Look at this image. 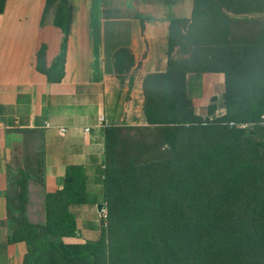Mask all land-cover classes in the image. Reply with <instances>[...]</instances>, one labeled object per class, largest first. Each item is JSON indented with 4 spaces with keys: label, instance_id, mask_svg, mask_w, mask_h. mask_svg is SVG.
Instances as JSON below:
<instances>
[{
    "label": "crops",
    "instance_id": "0c3cea01",
    "mask_svg": "<svg viewBox=\"0 0 264 264\" xmlns=\"http://www.w3.org/2000/svg\"><path fill=\"white\" fill-rule=\"evenodd\" d=\"M70 3L73 18L67 40L54 24L58 6L45 14L46 0H8L0 14V264H23L28 253L25 242H11L9 207L19 193L21 172L28 165L37 167L36 157L42 182L28 179L29 223L46 225L47 194L64 188L68 167H80L87 176L90 204L76 210L77 236L61 241L85 244L99 238L104 129L149 125L145 83L168 70L172 21L189 20L195 10V0ZM43 47L52 78L38 68ZM121 50L130 51L131 61L121 53L117 65ZM225 83L223 73L187 75L194 116L226 117ZM262 135L264 139V131Z\"/></svg>",
    "mask_w": 264,
    "mask_h": 264
},
{
    "label": "rangeland",
    "instance_id": "374dc122",
    "mask_svg": "<svg viewBox=\"0 0 264 264\" xmlns=\"http://www.w3.org/2000/svg\"><path fill=\"white\" fill-rule=\"evenodd\" d=\"M230 2L236 10L227 12L230 22L216 48L193 49L196 57L216 56L219 66L241 57L264 32V0ZM177 44L174 56L187 60L185 42ZM157 88L147 93L158 124L122 132L117 167L134 162V169L117 179L98 218L105 226L118 220L144 247L121 248V264H264L263 135L185 124L179 101L170 105L169 120L154 102ZM108 176L117 177L112 169Z\"/></svg>",
    "mask_w": 264,
    "mask_h": 264
},
{
    "label": "trees",
    "instance_id": "16d2710c",
    "mask_svg": "<svg viewBox=\"0 0 264 264\" xmlns=\"http://www.w3.org/2000/svg\"><path fill=\"white\" fill-rule=\"evenodd\" d=\"M7 1L0 0V14L4 13ZM46 1L45 14L52 7L58 6L54 24L64 31L67 40L73 18L70 0ZM228 2L229 0H195V10L191 19L172 21L168 70L165 74L149 76L145 83L149 124L158 123L151 119V104L147 92L150 86L158 84L154 102L165 118L170 120L169 107L172 103L174 105L179 101V104L186 107L182 122L185 124L197 123L204 126L202 123L208 119L194 116L193 106L187 95V75L190 73H223L226 77L227 115L207 126H227L223 123L232 121L253 122L257 121L264 113V32L245 49L241 57L231 63L222 64V66L218 65L216 56L211 57L207 54V57L205 55L196 57L195 51H193L194 48L200 47L215 46L216 48V40L230 22L227 12H235L234 10H236L234 5L231 2L228 4ZM201 4H203V13H200ZM137 18L144 25V20L139 16ZM177 42H185L183 50L186 53L183 55L190 54L187 60H181L174 56ZM121 53L126 56V61H131L130 51L121 50L117 53V65L121 61ZM45 54V47H43L39 53L38 68L51 77L44 65ZM61 61L63 66L64 56L61 57ZM121 67L122 63L118 69L119 73ZM60 76H63V72ZM258 92H262L261 99ZM173 98L175 99L173 100ZM173 122L172 120L171 123ZM124 130L125 128L115 126L104 129L106 170L100 173V180L103 184L101 202L103 204L110 200L117 179L123 174L131 173L134 169V162L129 163L124 170L117 167V154ZM263 131L264 127H257L254 135L258 133L261 136ZM260 145L264 148V142ZM35 161L37 167H34L33 164L28 165L27 171L21 172L19 193L11 201L9 207L11 242H25L28 246V253L23 264H121L118 257L121 248L126 252L131 250L142 252L144 250L141 243L137 245L136 242L126 236L125 229L118 225L116 219H111L107 226L102 220L99 221L100 236L97 240L85 244H66L61 241L62 238L77 236L79 228L76 210L90 204L87 176L80 167H68L64 188L61 191L47 194L46 225L35 226L30 224L26 216L28 179L33 176L42 182L38 157L35 158ZM107 169L115 171L116 179L108 176ZM102 176L105 178L102 179ZM135 245L136 247L133 248Z\"/></svg>",
    "mask_w": 264,
    "mask_h": 264
},
{
    "label": "built area",
    "instance_id": "2783aa9c",
    "mask_svg": "<svg viewBox=\"0 0 264 264\" xmlns=\"http://www.w3.org/2000/svg\"><path fill=\"white\" fill-rule=\"evenodd\" d=\"M208 121H205L204 123H202V125L207 126L210 123H215L217 122L219 119H221L220 117H215V116H208L207 117ZM104 122V117L101 118L100 120V125H99V129H101L103 127V123ZM224 125L229 126L230 128H235L241 131H246L249 134H253L255 129L257 127H264V113L260 116V118L257 121H253V122H224ZM47 126H49V124H47ZM90 129L87 128L85 129V132H88ZM59 132L63 135L66 132L65 128H60ZM103 170H106V166H103ZM105 178V176H103V179ZM101 213H106V210L103 208V210L101 211Z\"/></svg>",
    "mask_w": 264,
    "mask_h": 264
},
{
    "label": "water",
    "instance_id": "95a60500",
    "mask_svg": "<svg viewBox=\"0 0 264 264\" xmlns=\"http://www.w3.org/2000/svg\"><path fill=\"white\" fill-rule=\"evenodd\" d=\"M104 208V204L103 203H100L97 205V209H98V212L101 213V211L103 210Z\"/></svg>",
    "mask_w": 264,
    "mask_h": 264
}]
</instances>
